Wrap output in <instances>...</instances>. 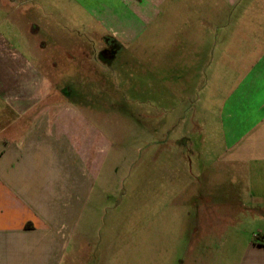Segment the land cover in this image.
<instances>
[{
    "label": "crops",
    "instance_id": "obj_1",
    "mask_svg": "<svg viewBox=\"0 0 264 264\" xmlns=\"http://www.w3.org/2000/svg\"><path fill=\"white\" fill-rule=\"evenodd\" d=\"M64 1L102 30L98 41L160 43L153 73L173 74L175 90L211 52L218 92L193 114L215 115L220 155L212 177L184 181L189 249L206 251L187 264H264V0ZM50 2L0 0V264H90L77 255V218L111 145L71 86L50 80L70 73L54 51L77 42L48 29ZM211 250L228 252L210 263Z\"/></svg>",
    "mask_w": 264,
    "mask_h": 264
},
{
    "label": "rangeland",
    "instance_id": "obj_2",
    "mask_svg": "<svg viewBox=\"0 0 264 264\" xmlns=\"http://www.w3.org/2000/svg\"><path fill=\"white\" fill-rule=\"evenodd\" d=\"M62 1L51 0L48 29L62 41L77 42L66 43L62 52L54 51L51 62L67 65L70 73H51L50 80L71 86L77 110L89 109L97 118L98 131L111 145L95 184L94 199L88 202L92 208H84L77 218V255L90 264L200 260L206 251L201 245L197 249L188 245L192 225L186 214L195 207L194 202L186 201L189 190L186 192L184 181L212 177L218 170L215 115L193 114L212 101L210 112L218 92V74L212 80L207 73L209 63L217 68L211 52L200 58L189 87L183 90L185 84L180 82L175 90L169 71L157 74L155 80L152 52L160 43L147 41L127 47L112 40H106L110 44L98 41L94 34L100 36L102 30L80 11L73 15L69 3ZM112 48L116 54L108 58ZM77 53L80 59L71 57ZM75 62L82 73L76 71ZM209 252L211 263L213 255L222 257L228 251Z\"/></svg>",
    "mask_w": 264,
    "mask_h": 264
},
{
    "label": "trees",
    "instance_id": "obj_3",
    "mask_svg": "<svg viewBox=\"0 0 264 264\" xmlns=\"http://www.w3.org/2000/svg\"><path fill=\"white\" fill-rule=\"evenodd\" d=\"M112 47H115V46H112ZM110 52H111V54H109V57L108 58H114V56L116 54V51L114 50V48L110 49Z\"/></svg>",
    "mask_w": 264,
    "mask_h": 264
},
{
    "label": "flooded vegetation",
    "instance_id": "obj_4",
    "mask_svg": "<svg viewBox=\"0 0 264 264\" xmlns=\"http://www.w3.org/2000/svg\"><path fill=\"white\" fill-rule=\"evenodd\" d=\"M108 41H109V40H108ZM108 41H106V42H107L108 44H110ZM106 42H105V43H106ZM107 43H106V44H107ZM112 44H114V43H112ZM114 45H115V44H114ZM100 53H101V55H103L105 52H104V51H103V52L101 51ZM103 56H104V55H103Z\"/></svg>",
    "mask_w": 264,
    "mask_h": 264
}]
</instances>
